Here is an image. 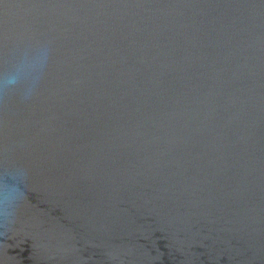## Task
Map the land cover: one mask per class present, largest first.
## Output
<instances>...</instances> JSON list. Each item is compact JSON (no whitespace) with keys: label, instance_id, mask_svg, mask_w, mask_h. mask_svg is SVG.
Returning <instances> with one entry per match:
<instances>
[{"label":"water","instance_id":"1","mask_svg":"<svg viewBox=\"0 0 264 264\" xmlns=\"http://www.w3.org/2000/svg\"><path fill=\"white\" fill-rule=\"evenodd\" d=\"M0 264H264V0H0Z\"/></svg>","mask_w":264,"mask_h":264},{"label":"clouds","instance_id":"2","mask_svg":"<svg viewBox=\"0 0 264 264\" xmlns=\"http://www.w3.org/2000/svg\"><path fill=\"white\" fill-rule=\"evenodd\" d=\"M15 81L14 80H10L9 83H14Z\"/></svg>","mask_w":264,"mask_h":264}]
</instances>
